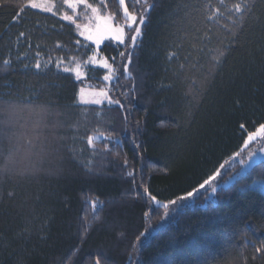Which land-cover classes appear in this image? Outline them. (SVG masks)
Instances as JSON below:
<instances>
[{
  "label": "trees",
  "instance_id": "obj_1",
  "mask_svg": "<svg viewBox=\"0 0 264 264\" xmlns=\"http://www.w3.org/2000/svg\"><path fill=\"white\" fill-rule=\"evenodd\" d=\"M52 1L55 16L0 0V168L12 156L0 171V264H264V193L252 188L264 162L204 207L206 191L169 204L245 154L264 124V0L242 16L230 11L240 0H124L145 17L136 46L126 26L127 47L97 51L76 27L91 9ZM86 3L126 25L119 0ZM95 54L113 81L86 63ZM77 65L81 81L63 71ZM81 86L123 109L80 104Z\"/></svg>",
  "mask_w": 264,
  "mask_h": 264
},
{
  "label": "snow or ice",
  "instance_id": "obj_2",
  "mask_svg": "<svg viewBox=\"0 0 264 264\" xmlns=\"http://www.w3.org/2000/svg\"><path fill=\"white\" fill-rule=\"evenodd\" d=\"M137 3H139V0H136ZM4 3L7 4L8 0H4ZM63 3L68 7L71 8L73 10V12H75L76 9V5L77 4H84L86 8H90L91 12L93 14H97L98 9L95 7H92L91 5L86 3V0H63ZM120 3L123 4L124 0H120ZM220 3L223 4L224 0H220ZM25 7L27 8H32V9H38L40 12H44V13H51L53 16L57 15V13L53 10L55 7L54 3H51L50 0H42V2L37 3L36 0H28L27 4L25 5ZM23 8H21V10L19 12L16 13V17H19L21 15V12H23ZM147 10V9H145ZM249 10V4H248V0H240V2L234 3L232 6V9H230V11L239 14V15H243L244 13H246ZM124 16L126 17V26L129 30H131V32L133 33L130 36V42H131V46L135 47L136 43H137V39L138 37L141 35V25H143L145 23V17L143 15L139 16V23H137V16L135 13L133 12H129L128 8L124 9ZM100 17L97 16V19H99ZM211 18V17H210ZM61 20H67V21H72V16L64 14L60 16ZM112 19V17H106L105 21L107 22V20ZM133 25H135V27H133ZM77 28H80V25L77 24ZM21 37H23L25 34L24 32H21L19 34ZM81 35H84V33H81ZM85 40H90L93 44H95L97 46V48L99 47L101 41L103 39H110L111 41L115 42L117 47L119 46H125L127 47L128 45H126V40H125V27L123 24H116L114 28L109 27L107 32L103 35V36H99L94 38L92 35H85L84 36ZM77 44H80V41L77 40L76 41ZM37 55H39V53H37ZM120 57L124 58L127 56V60L128 63H124L123 66V73L125 76L128 75L129 73V63L131 62V53H126L125 51H120L119 52ZM221 55H223V53H221ZM89 60H91L93 63H95V56H90ZM3 63L5 65H8L10 63L9 60L5 59L3 61ZM58 64L63 63V61H58ZM87 63V61H86ZM46 66V65H45ZM103 67L108 68L109 70V74L105 75L103 77V80L106 82H111L114 79L115 73L112 72V66L110 64L107 63V61L104 62V64L102 65ZM27 67V65H26ZM33 67L36 70H40L41 69V63L39 60H37L35 62V64L33 65ZM64 72H69V71H75V75L76 78L82 79L80 71H79V65H77L76 69H69V68H64L63 69ZM81 93H83V88H81ZM95 95L99 98H94L91 100L85 99L82 95L79 97V103L80 104H100L102 99H107L108 104H117L120 105L121 109H123V104H121V101L118 99H112L108 96V92L105 91L104 88H101L99 90L98 93H95ZM8 109H5V111H7ZM241 127L243 128L244 125H241ZM260 130L264 131V124H262L260 126ZM255 138V133H252L249 135V140H252ZM92 142V138L89 137V144H91ZM248 141H245V144L247 145ZM12 161V156H8L6 158V162L4 164V166L2 168H0V171L2 172H7L9 170V163H11ZM215 177H210L208 180H205L203 184L200 185V188H203L206 184L210 183V180H214ZM215 190V189H213ZM144 193L145 195H150L149 190L147 188L144 189ZM187 195L189 197H191L193 195L192 192H188ZM151 200L153 203H157V198L154 195H151ZM178 200H183L185 199V197H178ZM177 203L176 200H171L169 201V204L175 205ZM165 209L168 208V205H164ZM167 214V213H166ZM145 216L148 215L147 212L144 213ZM141 235H143V233H141ZM255 253L259 254V255H264V245H261L260 247L255 248ZM96 264H101L100 259H97Z\"/></svg>",
  "mask_w": 264,
  "mask_h": 264
},
{
  "label": "rangeland",
  "instance_id": "obj_3",
  "mask_svg": "<svg viewBox=\"0 0 264 264\" xmlns=\"http://www.w3.org/2000/svg\"><path fill=\"white\" fill-rule=\"evenodd\" d=\"M36 2L40 3V2H42V0H36ZM50 2L54 3L52 0H50ZM77 5H83V4H77ZM122 7H123V12H124V9H125L124 3L122 4ZM24 8H27V7H24ZM29 9H32V8H29ZM32 10L39 11L38 9H32ZM42 13H44V12H42ZM49 14H51V13H49ZM90 14H92V15H90V17L87 18L85 23L81 24L80 28H77V31H78L81 38L84 39L85 35H92L94 38L99 37V36H103L107 32L109 27H112V28L115 27V25L112 23L111 19L107 20V22H106L105 21L106 17H101L98 14H93L91 11H90ZM97 16H99L100 18L97 19ZM76 27H77V23H76ZM124 27H126V25ZM133 27H135V25H133ZM81 33H84V35H81ZM86 41H88L90 44H92L96 51L105 42L115 43V42L111 41L110 39H103L101 41L99 47L97 48V46L95 44H93L90 40H86ZM94 56H95V63H93L91 60H88L87 64L90 66H97V67L106 68V67L102 66L106 60L104 58L98 57V55H96V54ZM75 69L76 68H74L73 70H75ZM79 71H80L81 77L83 79L84 74H83V71L80 69V67H79ZM71 72L74 75V77L76 78L75 71H71ZM82 79H79V80L77 79V80L81 81ZM81 88H83V90H84L83 93H81V91H80ZM80 90H79V94H78V100H79V97L81 95L85 99H88V100H91L94 98H99L95 95V93H98L99 91L89 90V89L85 88L84 86H81ZM103 104H108L107 99H102L100 104H87V105H103ZM248 138H249V136L246 139L248 141L247 145L244 144V146H243V149L244 148L248 149L245 152V154L242 155V152L240 154H235V156L233 157V160L225 161L217 169V171L211 176V177H213V176L215 177L214 180H210V183L206 184L203 188H200V186H199L197 189H195L192 192L193 195L191 197H189L187 195V196H185V199L177 200V203L174 206L179 208L180 205L184 206V205L192 204V203H194L195 197L200 192L206 191L207 196L204 199V201L200 204V206L204 207L207 205L208 202L214 201L215 193L219 188L229 186L230 184H232L234 182V180L236 178L245 174L253 165H255L258 162H264V131L260 130V128H259L255 132V138L254 139L249 140ZM235 162H237L239 164V167L234 170L235 172H232L231 174L227 175L225 178H222V174H225L229 170V168L235 164ZM252 188L258 189L259 191L264 193V179L255 181L252 184ZM213 189H215V190H213ZM156 204H162V203L157 202ZM164 205H166V204H164ZM166 213L167 214L165 215L163 221L161 222L160 227L165 226L169 222L170 215L172 212L170 211V209L167 208Z\"/></svg>",
  "mask_w": 264,
  "mask_h": 264
}]
</instances>
